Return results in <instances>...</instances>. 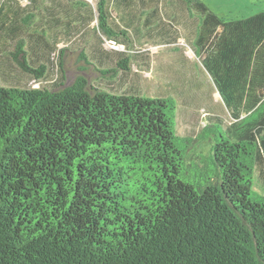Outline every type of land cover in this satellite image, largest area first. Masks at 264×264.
Wrapping results in <instances>:
<instances>
[{"label": "trees", "instance_id": "16d2710c", "mask_svg": "<svg viewBox=\"0 0 264 264\" xmlns=\"http://www.w3.org/2000/svg\"><path fill=\"white\" fill-rule=\"evenodd\" d=\"M177 1L195 17V54L219 75L232 130L179 136L172 97L116 95L82 74L66 84L61 63L55 87L0 84V264H264V195L253 189L257 172L264 183V10L224 20ZM96 21L109 41L124 36L106 0ZM8 55L43 79L24 39ZM127 59L96 71L111 80Z\"/></svg>", "mask_w": 264, "mask_h": 264}, {"label": "rangeland", "instance_id": "374dc122", "mask_svg": "<svg viewBox=\"0 0 264 264\" xmlns=\"http://www.w3.org/2000/svg\"><path fill=\"white\" fill-rule=\"evenodd\" d=\"M74 1L85 6L75 9ZM106 1L109 25L116 32H124L115 41L97 29L98 0H0V84L55 87L61 63L66 84L82 74L90 84L116 95L172 97L179 136H194L208 123L232 130L228 127L233 122L231 113L216 89L219 75L204 67L203 56L195 54V17L187 16L177 0ZM199 1L224 20L242 19L264 10V0ZM26 19L30 23H25ZM19 38L25 41L30 63L46 67L38 82L9 58L8 52ZM59 48L64 50L62 55ZM81 54L93 65H85ZM124 57L128 58V70H117L113 79L96 71L112 69ZM203 143L199 141L197 146ZM191 153L192 157H202L196 150ZM253 189L264 195L258 172Z\"/></svg>", "mask_w": 264, "mask_h": 264}]
</instances>
